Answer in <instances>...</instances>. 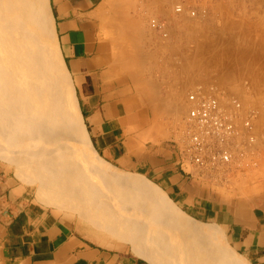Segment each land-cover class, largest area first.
Segmentation results:
<instances>
[{
  "label": "rangeland",
  "instance_id": "374dc122",
  "mask_svg": "<svg viewBox=\"0 0 264 264\" xmlns=\"http://www.w3.org/2000/svg\"><path fill=\"white\" fill-rule=\"evenodd\" d=\"M177 3L196 5L195 16L177 14L174 11ZM104 4V32L113 42L116 60L122 63L125 73L145 86L140 92L142 98L149 101V82L164 75L166 63L167 77L182 74L188 79L181 96L182 106L170 113L154 112L148 127L139 132L140 138L172 142L186 112V94L198 86H212L231 94L244 108L254 110L257 154L255 165L239 175L228 189L236 193L251 192L264 179V0H104ZM33 6L34 0H0V147L10 156L7 160L0 159L19 179L23 173L37 180L33 184L37 188L38 183L40 187L36 191L34 185L32 188L36 198L44 199L46 194H53L58 200H48L52 204L49 206L75 215L93 235L102 231L111 234L119 219L127 217V229L136 235L143 249L151 250L158 264H226L223 255L227 254L248 264L228 245L224 232L214 224L208 226L185 218L195 226L219 230V241L185 228L182 225L185 220L167 209V197L161 191L151 188L156 193L144 195L143 205L125 195L123 191L127 188H122L116 180L111 181L115 173L131 174L141 180L145 176L110 166L92 148V153H88L86 144L90 138L84 121V125L79 126L72 118L68 135L64 128H53L54 131L48 133L51 147L45 140L43 144L42 139L25 144V133L15 125H7L16 109L10 100L28 85L27 79H33V66L41 61L45 63L48 81H45L47 89L40 96H34L40 102L39 109L54 115L55 109L62 110L63 115L70 108L61 70L50 53L45 52L49 40L43 33L42 20L37 17L40 21L36 22L32 14ZM152 18L166 22V36L151 26ZM39 73L42 74L40 70ZM11 76L15 80L10 79ZM31 94L33 92L29 91L27 95ZM74 123L78 125V133L85 137V143L79 138ZM64 142L68 143L65 150H57V145L60 147ZM52 144L56 150H49ZM39 145H43V150ZM135 228L141 233H135ZM101 235L103 239L115 241Z\"/></svg>",
  "mask_w": 264,
  "mask_h": 264
},
{
  "label": "crops",
  "instance_id": "0c3cea01",
  "mask_svg": "<svg viewBox=\"0 0 264 264\" xmlns=\"http://www.w3.org/2000/svg\"><path fill=\"white\" fill-rule=\"evenodd\" d=\"M46 4L63 68L102 160L145 176L193 220L223 231L228 245L248 264H264V179L249 193L194 181L179 167L170 140H143L138 135L154 112L170 113L182 106L187 77H167L166 63L164 75L149 82L147 101L140 94L145 86L125 73L104 32V0ZM32 10L38 22L35 4ZM33 185L0 159V203L12 212H0V264H151L118 237L104 231L93 235L75 215L37 201Z\"/></svg>",
  "mask_w": 264,
  "mask_h": 264
},
{
  "label": "built area",
  "instance_id": "2783aa9c",
  "mask_svg": "<svg viewBox=\"0 0 264 264\" xmlns=\"http://www.w3.org/2000/svg\"><path fill=\"white\" fill-rule=\"evenodd\" d=\"M174 11L195 16L196 5L177 3ZM150 23L163 36L167 35L163 19L152 18ZM185 108L172 143L179 167L190 179L225 188L255 165L253 109L244 108L237 97L212 86L189 91Z\"/></svg>",
  "mask_w": 264,
  "mask_h": 264
},
{
  "label": "bare ground",
  "instance_id": "6f19581e",
  "mask_svg": "<svg viewBox=\"0 0 264 264\" xmlns=\"http://www.w3.org/2000/svg\"><path fill=\"white\" fill-rule=\"evenodd\" d=\"M34 4H35L36 10H37L36 17H38V18H40L42 20V22H43V27H42L43 33L47 36V38L49 40V47L46 45L47 50H45V52L47 51V52L50 53L52 59L54 60L55 64L57 65L56 67L58 68V70H61V73H62L61 74L62 86H63V90L65 91V94L67 96V101H68V105L70 107L69 108L70 112L67 110L66 114L62 115L61 114L62 110L58 111V110L55 109L56 115H54V114H50L48 112H43V111H41L39 109L38 106H39L40 102H39L38 98H36V97L40 96L43 93V91H45L47 89L46 88L47 83H45V81H48V77H47V73H46V66L44 65L45 63H44V61L43 62L41 61L39 63H36L33 66L34 69H32V74H31V75H34L33 79H31L32 77L30 78V81L27 79L26 83H28V85L26 84V86H24L23 88L20 87L21 89L19 90V93L17 94L15 99L14 100L13 99L10 100V103H11L13 109H14V107H16V109L14 111H12V115H10V121H9L10 123L7 124V125H9V126L10 125H15L17 130L23 131L25 133V135L23 136L25 144L29 143V142L33 143V142L38 141V139H42L41 142H43V140H45L46 143L49 144L50 147H51V144L49 143V138L50 137H49L48 133H52V131H54L53 128H55L56 130L64 128L65 131L64 130H62V131L66 132V135H68V131L70 129V121L72 120V118L77 121L76 124H78L79 126L80 125H84V123H83V117H82L81 111H80V109H79V107H78V105L76 103V100H75V97H74V94H73V91H72V87H71V84H70L69 77H68V75H67V73L65 71V68H63L62 60L60 58L57 46H56L55 41H54L53 30H52V25H51V22H50V19H49V12H48V8H47L46 0H34ZM43 60H45V58H43ZM39 70L42 72V74L39 73ZM43 71L45 73H43ZM12 77L13 76H11L9 78L11 79ZM12 79L15 80L14 77ZM22 79H23V77H22ZM18 81H19V79H18ZM11 82H12V80H11ZM21 82L23 83V81H21ZM21 82H19L18 84L21 85ZM15 89H17V87ZM11 90H13V89H11ZM6 91H7V89H6ZM29 91L33 92V95L32 94L31 95H27ZM1 92H2V89H1ZM15 92H17V90ZM22 93H24V94H22ZM34 96H36V97H34ZM44 98H46V97H44ZM43 100H45V99H43ZM31 101H32V103H30ZM10 103H9V105H10ZM23 104L25 106H23ZM30 104H31V106H30ZM54 106H55V104H54ZM54 106H52V107H54ZM0 109H1V107H0ZM42 113H43V116H42ZM8 120H7V122H8ZM74 125H75V123H74ZM77 126L75 125L76 131L78 130ZM9 130H12V128L10 127ZM77 133H78V131H77ZM78 135H79V138L81 139V141L83 143H85V141H86L85 137L83 135H81L80 133H78ZM87 141H88V143L86 144V148H87V151H89L88 153H90V154L92 153L90 148H92L94 150V152H96L95 149L93 148L92 143L90 142V140L87 139ZM61 142H63V141H61ZM65 142H67V141H65ZM65 142H64V145H62L60 143L61 144L60 147L57 145V150H58V148H60L61 151L65 150V147H67V145H68V143H65ZM43 144H44V142H43ZM47 144H45V146ZM65 144H67V145L65 146ZM69 146H70V144H69ZM42 147H43V145L40 146V148H42ZM50 147H49V150H51V151L52 150H56L55 147L53 146V144H52V149H50ZM41 150H43V148ZM9 157L10 156L8 155V153L0 147V158L7 160ZM81 167H82V165H81ZM98 167H99V165H98ZM74 177H76V176H74ZM21 179H22L23 182L25 181L27 183H33V181H35V182L37 181V180L32 179L30 175L23 174V173H22ZM77 180H79V178ZM115 180L117 182H119V185L122 188H127L125 190L126 192L123 191L124 194L128 195L131 198H133L135 202L140 201V203H141L142 201H146L144 195H146V197H147V195H151V196L155 195L156 190L161 191V193H163L166 196L164 191L161 188H159V186L155 185L153 182H151L146 177H144V180H141L138 177H136L134 175H131V174L115 173L114 176H112L111 181H115ZM54 182L56 183V181H54ZM66 183H67V181H66ZM80 183L82 184V182H80ZM37 185H38L37 188H39L40 184L37 183ZM66 185H69V184L67 183ZM79 186L80 185L78 184V187ZM71 187H72V185H71ZM80 188H81V186H80ZM151 188H153V189L155 188L156 189L155 192H154L153 189L151 190ZM157 197H160V196H157ZM36 199H37V201H39V202H41L43 204H46V205H52V204H49L50 202L48 200H51V199L58 200V198L54 197L53 194H46L44 199H41V198L40 199L36 198ZM166 203H167V207L168 208L166 207V205L164 207H166L172 213H174L175 216L176 215L180 216V217H182L185 220V222L182 223V225L183 224L185 225V226L183 225L185 228L187 227L193 233H196V234H199V235H206V237H207V234H208L209 237L211 236L213 239H216L217 241H219L218 230H215L212 227L211 228H207V227H200L201 225L200 226H195V225L191 224L185 218H187V217L190 218V219H192V218L190 216H188L187 214H185L184 212H182L171 201V199H169L168 197H167ZM177 210H179L181 213L179 211H177ZM172 213H171V215H172ZM180 217H178V218H180ZM126 218H124L125 220H121L122 218L119 219V223H117L118 225H116L115 231H113L111 234L116 236V237H118L119 239H121L122 241L127 243L128 245H130L132 251L136 255L146 259L151 264H158L157 260H156L157 257H155L151 253V250L148 248V250H150V252H149L146 248H145L146 250L143 249L142 246H141V243L139 242L140 240L137 239V237H136V235L134 233H132L131 231H129L127 229V226L125 224V221L127 223V219ZM131 222H132V220H131ZM137 226H139V225L137 224ZM135 227H136V225H135ZM137 231H138L137 228H135V233ZM141 231H142V229H141ZM139 232H140V230L137 233H139ZM107 233H109V232H107ZM137 235L140 236V234H137ZM139 239H141V236L139 237ZM118 241H120V240H118ZM145 246L146 245H143V247H145ZM225 252H226V250H225ZM229 255L228 254L227 255H223V258L226 261V264H243L242 261L234 259L233 257H231ZM221 259H222V256H221ZM220 262H222V261H220Z\"/></svg>",
  "mask_w": 264,
  "mask_h": 264
},
{
  "label": "water",
  "instance_id": "95a60500",
  "mask_svg": "<svg viewBox=\"0 0 264 264\" xmlns=\"http://www.w3.org/2000/svg\"><path fill=\"white\" fill-rule=\"evenodd\" d=\"M0 212L3 215H12V212H10L9 206L2 205L1 203H0Z\"/></svg>",
  "mask_w": 264,
  "mask_h": 264
}]
</instances>
